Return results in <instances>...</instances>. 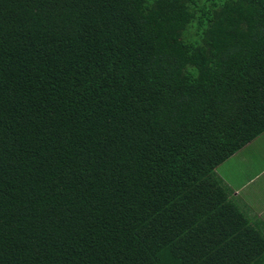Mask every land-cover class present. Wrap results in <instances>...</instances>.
I'll return each mask as SVG.
<instances>
[{"label":"trees","instance_id":"16d2710c","mask_svg":"<svg viewBox=\"0 0 264 264\" xmlns=\"http://www.w3.org/2000/svg\"><path fill=\"white\" fill-rule=\"evenodd\" d=\"M263 132L264 0H0V264H264Z\"/></svg>","mask_w":264,"mask_h":264},{"label":"crops","instance_id":"0c3cea01","mask_svg":"<svg viewBox=\"0 0 264 264\" xmlns=\"http://www.w3.org/2000/svg\"><path fill=\"white\" fill-rule=\"evenodd\" d=\"M219 174L231 199L264 232V132L220 165Z\"/></svg>","mask_w":264,"mask_h":264}]
</instances>
